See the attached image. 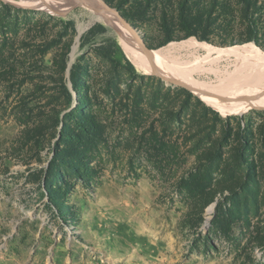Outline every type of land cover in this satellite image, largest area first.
Masks as SVG:
<instances>
[{
    "label": "rangeland",
    "instance_id": "1",
    "mask_svg": "<svg viewBox=\"0 0 264 264\" xmlns=\"http://www.w3.org/2000/svg\"><path fill=\"white\" fill-rule=\"evenodd\" d=\"M99 1L124 12L150 50L192 38L218 49L252 44L264 52V0H190L193 25L179 17L183 0ZM55 4L0 0V264H264L262 199L206 194L197 186L208 175L194 169L184 147L172 158L146 145L150 134L143 133L158 116L146 102L142 121L128 112L131 95L141 88L148 100L155 92L148 78H157L137 68L138 78L115 70L100 54L118 43L111 30L87 9L48 6ZM246 11L258 38H248ZM98 25L106 32L95 30ZM78 60L81 97L70 80ZM161 82L164 89H181ZM197 99L231 126L252 132L255 159L264 153V109L224 115L193 94L192 109ZM81 110L99 122L101 135L92 144L60 136L63 122L76 130L64 115ZM183 130L175 126L168 138L180 144ZM218 174L211 173L212 184Z\"/></svg>",
    "mask_w": 264,
    "mask_h": 264
},
{
    "label": "trees",
    "instance_id": "2",
    "mask_svg": "<svg viewBox=\"0 0 264 264\" xmlns=\"http://www.w3.org/2000/svg\"><path fill=\"white\" fill-rule=\"evenodd\" d=\"M146 1V4L150 3V0ZM188 2L190 0H183L178 6L179 17L182 22L192 23L193 25L195 20L191 17V10L187 6ZM115 9L124 19L129 21L124 12L118 8ZM245 15L249 22L250 35L248 38H258V30L254 20L248 18L247 11ZM95 30L106 32V28L102 25L96 26ZM187 37L200 38L201 41L207 38L206 35L199 33H190ZM83 40H85L84 37H82ZM69 47L68 42L63 46V59L67 55ZM100 54L115 70H120L134 78H138L136 69L126 58L115 39L110 47L102 48ZM79 63L80 60L76 61L70 70V80L76 92L78 80L82 79ZM139 79L141 81L145 80L142 77H139ZM148 80L153 84L151 88L155 92L151 93L148 100H146V92L142 91L141 88H137L136 92L131 95V107L128 112L134 121H142L145 112L143 104L146 102L152 110V114L158 116L151 121L148 131L143 133V135L150 134L145 144L154 150L161 149V151L168 152L172 158L176 157L179 145L180 148L184 147L186 152L194 157L196 164L194 169L199 172L204 170L208 175L207 181L197 186L198 189L204 190L206 194H227L228 197L239 200L251 198L255 204L262 199L261 201L264 203V153L257 154L256 159L253 157L257 145L255 139L252 142L249 140L254 137L252 132L245 126H231L229 120L221 119L217 113L205 107L198 99L192 109V94L186 90L164 89L161 80L154 78H148ZM109 85H114L113 88L117 89L116 84L109 83ZM64 91L68 106L72 101L71 96L66 88ZM79 96L81 97L78 93ZM197 107H201L202 111L197 112L194 109ZM73 114V111L68 112L64 115V119L73 122L76 130L74 132L68 130L65 122H63L60 132L61 139L76 145L92 144L101 135L99 122L95 115L90 110H81L75 116ZM175 126L184 127V136L181 138L180 144L168 138L169 132ZM159 128L161 131H159ZM261 146L264 148L263 140ZM246 152H251V156ZM170 157H167V159L170 160ZM214 170L219 171V179L215 184H212L213 178L210 175ZM181 183H184V179H181ZM262 189L263 197L259 198L258 193Z\"/></svg>",
    "mask_w": 264,
    "mask_h": 264
},
{
    "label": "bare ground",
    "instance_id": "3",
    "mask_svg": "<svg viewBox=\"0 0 264 264\" xmlns=\"http://www.w3.org/2000/svg\"><path fill=\"white\" fill-rule=\"evenodd\" d=\"M51 1L57 4L48 6L55 10L68 8V4L86 5V9L93 14L92 20L103 22L94 14L95 10L106 9L99 0H61L63 3ZM114 24L124 33L122 38L118 37V44L139 72L148 75L157 73L166 77L168 82L201 92L199 97L224 115L264 109V52L254 45L218 49L191 38L170 43L159 50H149L146 56L131 33L120 23ZM81 30L82 28L79 32ZM172 52L184 53L183 59L172 58ZM74 57L75 52L72 53L71 62ZM230 57L238 59L235 65H221L228 62ZM194 75L197 78L205 76L207 80L197 79ZM212 211L211 206L208 214Z\"/></svg>",
    "mask_w": 264,
    "mask_h": 264
},
{
    "label": "water",
    "instance_id": "4",
    "mask_svg": "<svg viewBox=\"0 0 264 264\" xmlns=\"http://www.w3.org/2000/svg\"><path fill=\"white\" fill-rule=\"evenodd\" d=\"M67 6H68L69 9H75V8H84V9H86L87 8V6L83 5V4H68ZM105 8L106 9L95 10L94 14L97 15L98 17H100V19L104 22V24L111 30V32L117 38L118 37L122 38L124 36V33L114 23L118 22L121 25H123L131 33L133 39L140 44L142 52L147 56L148 52H149V49L147 48V46L145 44V41H144L143 37L141 36L140 30L138 28H136L133 24L128 22L126 19H124L120 15V13L118 11L113 10V9L107 7V6H105ZM126 58H127V56H126ZM71 65L72 64L70 63L69 68L71 67ZM152 76L157 78V79H159V80H161V81H163V82H165L166 85H170V86H174V87H177V88L184 89L187 92H189V93H191V94H193V95H195L197 97H199V95L201 94V92L196 91V90H194V89H192V88H190L188 86H185V85H182V84H175V83H172V82H168L166 77H164L162 75H159L157 73H153ZM206 96H209V95H206ZM215 97H217V96H215Z\"/></svg>",
    "mask_w": 264,
    "mask_h": 264
}]
</instances>
